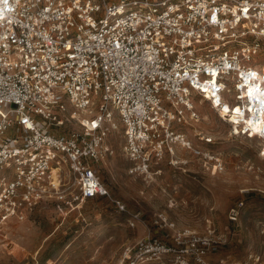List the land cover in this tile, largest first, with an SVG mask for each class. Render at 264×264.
Listing matches in <instances>:
<instances>
[{
    "label": "built area",
    "instance_id": "2783aa9c",
    "mask_svg": "<svg viewBox=\"0 0 264 264\" xmlns=\"http://www.w3.org/2000/svg\"><path fill=\"white\" fill-rule=\"evenodd\" d=\"M195 96L264 158V0H0V242L42 203L70 213L102 198L142 221L100 174L117 132L132 176L176 147L223 171L220 153L178 128L200 120ZM166 228L115 264H264V248L220 254L227 238L210 225Z\"/></svg>",
    "mask_w": 264,
    "mask_h": 264
},
{
    "label": "rangeland",
    "instance_id": "374dc122",
    "mask_svg": "<svg viewBox=\"0 0 264 264\" xmlns=\"http://www.w3.org/2000/svg\"><path fill=\"white\" fill-rule=\"evenodd\" d=\"M193 101L200 120L178 128L193 144L220 153L223 171H205L198 158L176 147L148 177L132 176L127 172L123 138L114 133L109 139L114 153L101 164L100 174L142 221L131 227L128 214L102 198L77 204L70 213L66 208L58 211L55 203H42L27 220L7 230V242H0V264H115L123 248L148 228L160 234V224L172 225L173 229H164L168 238L174 230L201 233L208 225L216 228L227 238L219 252L223 256L240 258L264 248V158L257 155L258 141L230 136V126L207 102L198 96ZM198 133L213 142L199 140ZM239 202L233 222L228 211Z\"/></svg>",
    "mask_w": 264,
    "mask_h": 264
}]
</instances>
